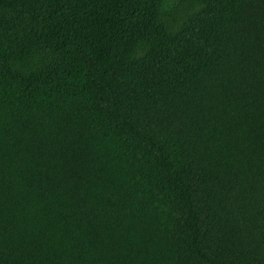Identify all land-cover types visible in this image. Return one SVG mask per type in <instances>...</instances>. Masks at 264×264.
I'll list each match as a JSON object with an SVG mask.
<instances>
[{
	"label": "trees",
	"instance_id": "1",
	"mask_svg": "<svg viewBox=\"0 0 264 264\" xmlns=\"http://www.w3.org/2000/svg\"><path fill=\"white\" fill-rule=\"evenodd\" d=\"M0 264H264V0H0Z\"/></svg>",
	"mask_w": 264,
	"mask_h": 264
}]
</instances>
